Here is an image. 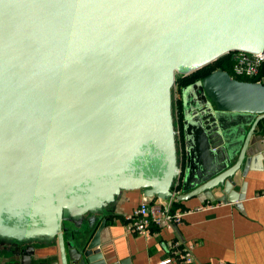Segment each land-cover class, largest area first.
<instances>
[{"label":"water","instance_id":"95a60500","mask_svg":"<svg viewBox=\"0 0 264 264\" xmlns=\"http://www.w3.org/2000/svg\"><path fill=\"white\" fill-rule=\"evenodd\" d=\"M237 50L264 53V0H0L4 264H117L101 243L123 192L184 201L253 168L264 77L184 85L178 145L177 73Z\"/></svg>","mask_w":264,"mask_h":264},{"label":"crops","instance_id":"0c3cea01","mask_svg":"<svg viewBox=\"0 0 264 264\" xmlns=\"http://www.w3.org/2000/svg\"><path fill=\"white\" fill-rule=\"evenodd\" d=\"M256 132L252 147L262 156L254 167L246 172L241 167L224 186L184 201L174 199V208L185 210V215L173 227L155 225L149 234L132 230L126 217L145 195L142 190L123 192L118 209L110 207L118 213L109 216L102 231L104 256L117 264H189L177 257V251L194 244L193 253L201 264H264V196L259 194L264 190V119ZM47 250L52 255L59 252L56 243L35 244L33 251L43 256ZM168 258L171 261L163 263ZM16 259L9 251L1 255L0 264Z\"/></svg>","mask_w":264,"mask_h":264},{"label":"built area","instance_id":"2783aa9c","mask_svg":"<svg viewBox=\"0 0 264 264\" xmlns=\"http://www.w3.org/2000/svg\"><path fill=\"white\" fill-rule=\"evenodd\" d=\"M232 56L233 61V77L245 80L260 81L264 76H260L264 64V53H252L246 51H231L227 53ZM226 55V54H225ZM179 89V82L176 81ZM175 86V89H176ZM176 101V100H175ZM181 102V101H180ZM177 104V102H176ZM176 127L179 135V147L181 154L184 155V138H183V116L182 109L175 108ZM179 189H176V193ZM260 195L264 196V190L260 191ZM174 198L164 200L156 197L144 196L139 205L136 206L132 213L127 216V221L132 230L140 234H149L152 226L173 227L180 223L185 215V210L174 208ZM194 244H189L182 251H177V257H181L189 264H201L195 258L193 253ZM171 258L166 259L163 263L170 262ZM223 264L218 262V264Z\"/></svg>","mask_w":264,"mask_h":264},{"label":"trees","instance_id":"16d2710c","mask_svg":"<svg viewBox=\"0 0 264 264\" xmlns=\"http://www.w3.org/2000/svg\"><path fill=\"white\" fill-rule=\"evenodd\" d=\"M231 59H232V56H230L228 54L223 55L219 59L209 63L208 65L202 67L201 69L194 71V73L192 74L193 79H192V77L190 79L191 73L187 77H182L183 79L182 78L178 79L179 86L180 85H186V84L190 83L189 81H191V80L195 81V80L203 77L204 75L208 74L209 72H211L217 68H222V69L228 70L232 74L233 73V61ZM202 69H205L206 71L202 72ZM260 76H264V64H263L262 70L260 72ZM241 79H245V78L241 77ZM181 109H182V106H181Z\"/></svg>","mask_w":264,"mask_h":264},{"label":"rangeland","instance_id":"374dc122","mask_svg":"<svg viewBox=\"0 0 264 264\" xmlns=\"http://www.w3.org/2000/svg\"><path fill=\"white\" fill-rule=\"evenodd\" d=\"M206 70L205 69H202V72H205ZM194 73V71L193 72H191V76H190V79H191V77H192V79H193V74ZM190 74V73H189ZM188 75V74H187ZM201 75V74H200ZM198 76V75H197ZM182 77H184V75L183 74H181V73H177V75H176V81H178V79H180V78H182ZM195 78V77H194ZM183 79V78H182ZM189 82H193L192 80L191 81H189ZM175 86H176V84H175ZM180 87V86H179ZM181 94H182V92H181V90L180 89H178V86H176V89L174 88V93H173V96H174V100H176V101H174L175 102V108L176 107H179V108H181V106H182V99H181ZM180 100H181V102H180ZM176 102H177V104H176ZM175 108H174V113H175ZM182 108H183V106H182ZM178 145H179V143H178Z\"/></svg>","mask_w":264,"mask_h":264},{"label":"flooded vegetation","instance_id":"af4514ba","mask_svg":"<svg viewBox=\"0 0 264 264\" xmlns=\"http://www.w3.org/2000/svg\"><path fill=\"white\" fill-rule=\"evenodd\" d=\"M187 76H189V74L188 75H184V77H187ZM178 143H179V140H178Z\"/></svg>","mask_w":264,"mask_h":264}]
</instances>
